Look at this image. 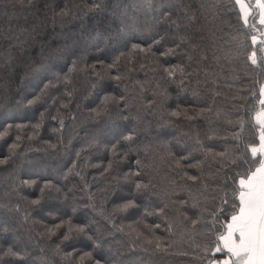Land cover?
<instances>
[{"label": "trees", "instance_id": "16d2710c", "mask_svg": "<svg viewBox=\"0 0 264 264\" xmlns=\"http://www.w3.org/2000/svg\"><path fill=\"white\" fill-rule=\"evenodd\" d=\"M14 2L0 0V51L12 42L6 40L5 36L19 35L24 40L26 36L20 34V30L28 29L29 43L24 45L28 51L18 62L25 61L29 56L40 60L43 58L42 50L46 57L66 40H75L85 55L81 67L69 77V88H75L76 91L66 109L61 108L62 103L68 102L66 98L57 99L54 105L50 99L43 107L25 110L21 113L22 119L11 121L0 118V131L8 123L34 124L41 113H45L40 135L33 140L25 139L19 151L27 153L31 149V159H36L43 155L46 141L55 143L62 139L64 145H69L71 141L69 163L72 159H78L77 170L84 176V180L73 177L67 182V187L73 189V204L81 208L77 222L91 221L89 235L103 237L105 242L102 248H94L93 243L83 235L66 244H60L59 237L49 239L41 236L44 232L41 221L53 222L45 215L55 210L53 202V206L45 208L44 213L28 216L27 223L21 226L19 237L15 234L0 237V250L15 244L17 250L24 249L27 252V264H96V261L100 264H117V261L122 264H193L199 254L193 245L200 243L202 234L213 223L212 213L220 208L228 210L222 201L227 200L228 206L232 203V175L248 166L245 160L255 159L247 151V146L258 143L259 133L253 116L261 107L259 93L264 82V60L261 41H252V36H256L259 31V25L251 19L254 29L242 26V21L237 20L234 11L230 15L222 14L217 21L203 18L199 26L203 29L205 40L187 69L190 78L178 77L176 82H167L166 98H161L157 93L163 90L166 74L160 65H176L183 57H165L159 63H149L141 54L129 53L124 46V39L117 37V32L123 26L133 22L143 24L150 14L146 13L144 7L147 0H106L107 7L97 11L90 10L95 0H34L37 7L30 11L13 9L11 5ZM202 2L204 0H185L192 7H199ZM166 3L167 0H153L156 10L163 8L164 13L168 12ZM217 3L222 13L232 6V0H217ZM66 5L74 15L63 25L58 22L54 24L53 12L59 13ZM33 28L38 34L35 41L31 40ZM133 42L127 41L129 48ZM253 52L257 58L255 65L248 58ZM117 56L120 57L117 64L109 69L108 65ZM99 61H103V65ZM70 64L71 60L67 64L62 60L55 62L61 79L68 73ZM22 73L23 68H18L13 87L19 83ZM93 73L103 75L107 87L103 90L93 88L97 80ZM117 75L122 77L118 86L115 81L109 80V77ZM63 92L64 88L60 86L51 95H62ZM106 94H112L117 99L122 96L124 101L118 106L113 105L110 118H97L96 110ZM177 108L211 111H205L196 121L188 122L171 116L172 110ZM57 109H60L59 113ZM54 115L58 116L56 123L51 121ZM60 117L64 118L65 126L53 134L52 129L59 128ZM105 127L107 131L99 145L91 143L93 134ZM128 130L136 133L133 150L128 151L120 161L118 171L106 173L104 168L108 160L114 157L105 149V145L110 149L111 144ZM31 131V128L27 130ZM18 134L13 129L11 138L0 139V159L8 155V144ZM197 138L205 144L202 152L211 151L207 156H196L195 162L200 164L198 168L185 169L188 175L198 178L192 182L183 178V172H174L169 166L168 150L175 152L178 143L194 142ZM237 148L240 158H237ZM77 150H81L79 158L76 157ZM118 151L123 155V151ZM222 153H228L230 158L235 159V166H225L220 155ZM178 155H184V152ZM193 162L190 160L187 163ZM129 170L143 173L142 179L151 182L154 194L147 198L138 197V210L116 213L115 206L131 198V186L121 184L117 188L115 177ZM34 172L36 169L26 166L19 157L11 164L0 165V204L16 203L19 197L12 191L13 185L24 179H35ZM85 183L87 189L84 188ZM113 188H116L115 193ZM90 194L103 215L83 208L90 202ZM36 195H39L38 188L35 195L31 189L20 193V196L29 199H34ZM21 203L23 214L28 204L24 201ZM157 207L164 209L163 214L156 213ZM145 208L154 214L144 217ZM105 217L113 220L115 228ZM24 229H32L33 239L26 245ZM130 229L135 230L131 235ZM135 232L162 237L168 242V250L144 252ZM86 253H91V256H85ZM215 255L220 256L219 253ZM0 264L11 262L5 259Z\"/></svg>", "mask_w": 264, "mask_h": 264}, {"label": "snow or ice", "instance_id": "6c2138e0", "mask_svg": "<svg viewBox=\"0 0 264 264\" xmlns=\"http://www.w3.org/2000/svg\"><path fill=\"white\" fill-rule=\"evenodd\" d=\"M13 9H20L21 11H30L37 7L34 0H15L11 5ZM101 7H107L106 0H95L91 3L90 10L97 11ZM146 16L143 24L131 23L125 25L117 32L118 38H123L125 41V48L129 53L141 54L143 59L151 63L153 61L159 63L165 57H183L180 63L169 67H160L166 74V83L163 90L158 92L161 98H166L167 82H176L177 78H190L187 75V69L191 63L194 62L197 56V50L200 49L201 43L204 42L205 36L202 35L203 29L199 26L203 18L207 20L217 21L222 14L230 15L233 11L236 14L237 20L242 21V26L255 28L254 24L250 23L251 19L256 16L259 17L260 26L264 27V0H255L253 4L251 0H232V6L226 9L223 13L220 11V5L217 0H204L199 7H192L191 4L185 3V0H167L165 7L168 12L164 13L161 8L158 11L154 7L153 0H147L144 5ZM7 10V5H5ZM163 13V14H161ZM69 6H65L59 13L53 12V23H60L63 25L70 16H73ZM222 23H226L223 22ZM20 34L26 36V39L21 40L19 35H8L4 38L12 41L7 48L0 51V118L6 120L22 119L21 113L25 110L35 106L43 107L51 99L52 104H55L57 99H67V103H62L61 108L66 109L74 97L75 88H69L71 84L70 75L81 67V61L84 59V52L78 47L75 40H66V42L55 49H52L46 57L37 60L31 56L23 62H18L20 57H23L28 51L24 47L29 43L27 36L28 29H21ZM264 35V33H261ZM38 34L35 28L31 32V40L35 41ZM257 37L252 36V41L255 42ZM135 41L131 43L130 48L127 41ZM162 49V50H161ZM123 55V54H121ZM253 65L257 63L256 53L253 52L248 57ZM120 59L117 56L112 64L108 65L112 69ZM64 61L66 64L71 60L68 66V73L61 79L56 71V61ZM103 65V61H99ZM23 68V73L20 75L19 83H15L17 69ZM97 76L93 88H100L103 90L107 87L103 75L93 73ZM110 81H115L117 86L122 80L120 75L109 77ZM41 83L43 86L41 87ZM181 86L183 79L180 80ZM60 86H63L64 92L62 95L52 96L53 91H57ZM159 88L160 85L158 84ZM261 96L264 97V86L260 89ZM124 97L117 99L112 94H106L100 101V105L96 110L97 118H110L113 105L118 106L123 103ZM151 103V101L149 102ZM261 109L255 113V122L259 126V143H252L247 146V151L250 152L252 160H245L248 164L246 168L235 172L232 177L233 187L232 203L230 206L227 200L222 203L227 206L228 210L223 208L212 213L213 223L202 234L199 244H194L193 247L199 250L193 264H264V100L261 101ZM58 113L60 109H57ZM205 111L210 112L211 109H201L196 111L194 108L173 109L172 117L183 118L188 122H194L205 114ZM58 116L51 117V121L56 123ZM45 122V113L42 112L39 120L32 123H8L3 125V131H0V139L5 137L11 138L10 134L15 129L19 133L12 143L8 144V155L0 159V165H8L16 161L19 157L22 163L30 168L36 169L33 175L35 179H24L19 184H14L12 191L19 197L16 203L0 204V237L6 234H15L20 236L21 226L27 223L29 215H39L44 213L45 208H50L55 203V210L45 213V215L53 221L52 223H45L41 221L44 226V232L41 236H46L49 239L59 237L60 244L70 243L76 240L81 235L86 236L89 241L93 243L94 248H102L104 238L89 235L90 223L77 222V214L81 211L79 206L73 204L75 197L72 196L73 189L67 187V182L73 177H78L84 180L79 167L78 159H71L69 155V145H64L62 139H58L55 143L46 141L47 147L44 149L42 156L36 159H31L32 150L29 149L27 153H22L19 150L23 147L25 139L33 140L40 135V129ZM107 125V120L104 121ZM65 126L63 117L59 118V128H53V134L61 131ZM31 128V132L27 130ZM107 128L97 130L91 139V143L97 146ZM26 133V135H25ZM136 133L134 130H128L125 134L119 136L115 143L111 144L109 149L105 145V149L112 153L114 158L108 160L107 167L104 168L106 173L111 171H118L120 161L127 155L128 151L133 150ZM211 139V137H209ZM122 145H127L123 147ZM168 147L167 143L164 145ZM176 151L168 150L169 166L174 172H183V178L189 181L196 182V176L188 175L187 169H196L200 166L196 161V156L203 154L207 156L211 151H203L205 144L202 140L196 139L194 142L185 141L178 143ZM123 155H120V151ZM237 158H240L239 149L237 148ZM179 152H184V155H178ZM221 159L225 162V166L232 164L235 166L236 160L229 157L228 153H222ZM81 156V150L76 151V157ZM194 161L189 164L188 161ZM143 173L140 171H132L117 175L115 177L116 187L121 184L131 186V198L124 200L117 204L114 208L116 213H128L131 210H138L140 204L138 197L147 198L154 194L153 186L150 181L142 179ZM42 181V182H41ZM75 187V185L73 186ZM39 189V195L34 199H29L27 196H20L22 191L31 189L32 194L35 195V190ZM84 188L88 185L85 183ZM90 191V189H89ZM115 193L116 188L112 189ZM90 201L85 204L83 208L90 209L96 215H103L102 210H98V206L93 200L92 195L88 196ZM22 201L28 204L23 214L21 213ZM164 209L157 207L156 213L163 214ZM154 213L145 208L143 216H151ZM222 217V219H221ZM108 223L115 228L112 219L105 217ZM139 223V221H138ZM25 245L28 241L33 239L32 229H24ZM122 231V229H118ZM135 230H131L129 235ZM137 240L141 241V247L144 252H165L168 250V242L162 237L154 236L151 233L135 232ZM57 245V250L60 248ZM219 253L217 257L215 254ZM91 256V253L84 254ZM27 252L24 249L17 250L15 244L8 245L7 248L0 250V261L7 259L11 264H27ZM84 257H81L83 260ZM96 264H100L96 261ZM117 264L122 262L117 261Z\"/></svg>", "mask_w": 264, "mask_h": 264}, {"label": "crops", "instance_id": "0c3cea01", "mask_svg": "<svg viewBox=\"0 0 264 264\" xmlns=\"http://www.w3.org/2000/svg\"><path fill=\"white\" fill-rule=\"evenodd\" d=\"M251 2L254 4V3H255V0H251ZM254 22L257 23V25H259V27H260V28H258L259 31L257 32V35H256V37H257L256 42H257V41H261L262 56H263V60H264V35H261V33H264V27L260 26V24H259V17H258V16H256V17L254 18ZM262 86H264V82L261 84L260 89H261ZM262 100H264V97H262V96H261V93H259V101H260V103H261ZM261 107H262V104H261ZM261 107H260V109H261ZM260 109H259V110H260ZM259 110H258V111H259ZM258 111H257V112H258ZM254 117H255V114H254V116H253V121H254V123L256 124ZM256 125H257V124H256ZM257 126H258V125H257ZM258 127H259V126H258ZM258 137H259V133H258ZM258 143H259V139H258ZM258 143H257V144H258Z\"/></svg>", "mask_w": 264, "mask_h": 264}]
</instances>
